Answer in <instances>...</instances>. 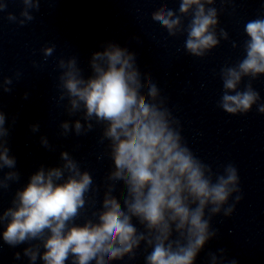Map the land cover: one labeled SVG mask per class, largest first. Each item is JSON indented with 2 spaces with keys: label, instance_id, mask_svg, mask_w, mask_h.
<instances>
[{
  "label": "clouds",
  "instance_id": "obj_1",
  "mask_svg": "<svg viewBox=\"0 0 264 264\" xmlns=\"http://www.w3.org/2000/svg\"><path fill=\"white\" fill-rule=\"evenodd\" d=\"M19 2L23 6L19 17L9 12L7 20L24 26L34 20L32 13L40 10L41 0ZM215 3L179 0L178 10L164 3L151 13V19L170 37L185 35V51L204 58L221 40L229 39L228 32L219 28V14L234 0H220L219 10ZM7 7L8 0L0 2V13ZM244 32L243 58L225 65L218 74L222 94L217 107L232 116L247 114L254 106L264 114V102L253 86V81L264 76V14L248 20ZM134 39L140 43L138 36ZM232 46L238 45L233 41ZM102 47L103 51L91 55L92 74L87 78L76 55L57 60V104L69 117L81 114L78 119L61 121L59 135H86L102 125L98 142H108L105 153L98 157L107 155L112 161L102 185L100 207H95V196L101 186L63 150L62 163L47 168L41 165L15 191L11 206L0 213L3 242L10 247L28 244L23 255L29 264L38 259L43 264H112L126 257L131 262L142 245L144 264H195L205 245L220 236L219 229L212 226L213 218L231 217L243 199L238 169L228 163L222 172L213 171L192 151L182 135L181 121L168 107V97L150 74L141 72L134 51L113 41ZM41 52L46 62L55 45L45 46ZM33 64L37 66L35 61ZM14 75L19 81L21 74ZM245 78L248 82L241 89ZM13 82L12 76L0 73V92L10 93ZM24 98H28L27 92ZM5 124L6 115L0 109V193L21 178L16 158L10 155V127ZM30 129L38 132L39 124ZM40 143L55 151L46 136L40 137ZM5 168L9 171L3 172ZM117 190L119 198L114 195ZM81 216L83 223H76ZM20 258L15 253V259ZM208 259L209 264H238L224 248L209 252Z\"/></svg>",
  "mask_w": 264,
  "mask_h": 264
}]
</instances>
